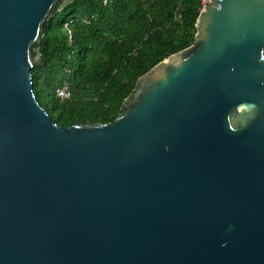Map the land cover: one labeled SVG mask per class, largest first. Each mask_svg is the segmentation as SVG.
<instances>
[{
    "label": "water",
    "instance_id": "water-1",
    "mask_svg": "<svg viewBox=\"0 0 264 264\" xmlns=\"http://www.w3.org/2000/svg\"><path fill=\"white\" fill-rule=\"evenodd\" d=\"M74 0H0V264H264V0H209L112 122L65 127L31 70Z\"/></svg>",
    "mask_w": 264,
    "mask_h": 264
},
{
    "label": "trees",
    "instance_id": "trees-1",
    "mask_svg": "<svg viewBox=\"0 0 264 264\" xmlns=\"http://www.w3.org/2000/svg\"><path fill=\"white\" fill-rule=\"evenodd\" d=\"M200 8V0H74L50 20L31 70L38 103L65 127L114 121L141 76L193 44ZM66 83L71 98L62 101Z\"/></svg>",
    "mask_w": 264,
    "mask_h": 264
},
{
    "label": "built area",
    "instance_id": "built-area-1",
    "mask_svg": "<svg viewBox=\"0 0 264 264\" xmlns=\"http://www.w3.org/2000/svg\"><path fill=\"white\" fill-rule=\"evenodd\" d=\"M208 2H209V0H200V5H201L200 9L202 10L207 5ZM66 30H67V33L69 35L70 40H72V33H71L68 25H66ZM57 95H58V98L62 101L69 100L71 98L69 85L67 83L64 84V87L58 91Z\"/></svg>",
    "mask_w": 264,
    "mask_h": 264
}]
</instances>
